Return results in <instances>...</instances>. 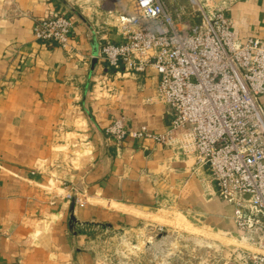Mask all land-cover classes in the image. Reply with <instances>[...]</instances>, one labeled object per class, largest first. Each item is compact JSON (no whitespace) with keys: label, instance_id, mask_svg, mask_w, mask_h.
I'll list each match as a JSON object with an SVG mask.
<instances>
[{"label":"crops","instance_id":"obj_1","mask_svg":"<svg viewBox=\"0 0 264 264\" xmlns=\"http://www.w3.org/2000/svg\"><path fill=\"white\" fill-rule=\"evenodd\" d=\"M203 1L225 3L238 41L264 40V0ZM87 6L0 0V264H92L93 249L83 250L87 237L79 227L114 221L133 225L134 233L150 214L143 211L157 208L236 235L253 250L254 237L237 229L235 207L218 195L207 169L196 166L187 132L170 145L127 137L117 147L105 136L116 118L124 117L130 131L146 127L153 135L167 133L172 118L155 99L154 69L124 73L98 61L91 74L94 30L123 43L114 15L132 11ZM81 10L96 15L95 25ZM57 14L76 18L72 56L34 36L38 19ZM245 251L229 253L223 264H245Z\"/></svg>","mask_w":264,"mask_h":264},{"label":"built area","instance_id":"obj_2","mask_svg":"<svg viewBox=\"0 0 264 264\" xmlns=\"http://www.w3.org/2000/svg\"><path fill=\"white\" fill-rule=\"evenodd\" d=\"M64 1L74 6L95 1L100 7L130 3L132 14L116 13L123 43L94 30L98 61L124 73L154 69L155 99L172 120L167 133L153 135L146 127L130 131L120 117L106 128L107 136L117 147L127 137L170 145L175 134L187 132L196 166L207 169L218 195L235 207L238 231L254 237L245 264H264V40L238 41L225 3L187 0L193 12L176 18L162 0ZM75 29L74 16L49 15L38 19L34 36L72 56Z\"/></svg>","mask_w":264,"mask_h":264},{"label":"rangeland","instance_id":"obj_3","mask_svg":"<svg viewBox=\"0 0 264 264\" xmlns=\"http://www.w3.org/2000/svg\"><path fill=\"white\" fill-rule=\"evenodd\" d=\"M164 1L167 7L177 14L187 15L194 10L187 0ZM87 4L82 1L75 7L80 6L84 9ZM125 5L127 11L133 12L130 3L127 2ZM83 12L87 22L95 25L96 15L91 10ZM116 18L117 15H114V23L117 22ZM181 19L186 20V16H181ZM105 136L109 139L106 131ZM63 150L69 155V151ZM167 189L160 188L170 191ZM76 193L77 190L73 191V199H76ZM91 201L109 207L98 199ZM143 213L150 214L143 215V223L136 227L134 233L131 231L135 229L133 225L128 226L114 221L94 222L79 227L77 233L87 237L86 245L82 246L83 250L85 247L93 249L92 264H223L229 253H242L250 247L249 241L236 235L205 230L195 221L193 223L188 221L180 211L172 213L157 208L152 211L145 210ZM73 227L75 228V224ZM128 231L130 232L126 234Z\"/></svg>","mask_w":264,"mask_h":264},{"label":"water","instance_id":"obj_4","mask_svg":"<svg viewBox=\"0 0 264 264\" xmlns=\"http://www.w3.org/2000/svg\"><path fill=\"white\" fill-rule=\"evenodd\" d=\"M92 46V66H91V74L95 71V68L98 64V56H99V42L97 37L93 36V39L91 41ZM74 203V202H73ZM74 205H72L73 208ZM72 221H75V219L72 217Z\"/></svg>","mask_w":264,"mask_h":264}]
</instances>
